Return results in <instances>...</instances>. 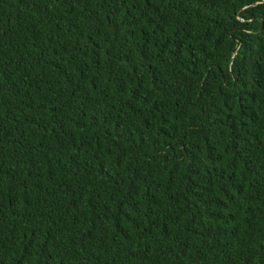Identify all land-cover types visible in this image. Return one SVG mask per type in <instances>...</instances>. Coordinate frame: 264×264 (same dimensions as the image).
<instances>
[{"label": "trees", "instance_id": "trees-1", "mask_svg": "<svg viewBox=\"0 0 264 264\" xmlns=\"http://www.w3.org/2000/svg\"><path fill=\"white\" fill-rule=\"evenodd\" d=\"M0 264H264V0H0Z\"/></svg>", "mask_w": 264, "mask_h": 264}]
</instances>
